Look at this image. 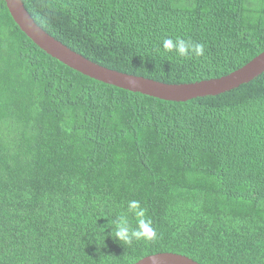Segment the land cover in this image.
<instances>
[{
  "label": "trees",
  "instance_id": "trees-1",
  "mask_svg": "<svg viewBox=\"0 0 264 264\" xmlns=\"http://www.w3.org/2000/svg\"><path fill=\"white\" fill-rule=\"evenodd\" d=\"M85 59L167 85L225 77L264 53V0H21ZM203 45L185 58L163 41ZM139 201L155 237L114 239ZM264 264V72L170 102L48 56L0 0V264Z\"/></svg>",
  "mask_w": 264,
  "mask_h": 264
},
{
  "label": "water",
  "instance_id": "water-1",
  "mask_svg": "<svg viewBox=\"0 0 264 264\" xmlns=\"http://www.w3.org/2000/svg\"><path fill=\"white\" fill-rule=\"evenodd\" d=\"M7 10L19 29L48 56L70 69L104 84L132 93L170 102L216 96L246 84L264 72V53L239 70L219 79L192 84L167 85L142 77L108 70L71 51L41 30L28 15L21 0H4ZM135 264H198L173 253L147 256Z\"/></svg>",
  "mask_w": 264,
  "mask_h": 264
},
{
  "label": "clouds",
  "instance_id": "clouds-1",
  "mask_svg": "<svg viewBox=\"0 0 264 264\" xmlns=\"http://www.w3.org/2000/svg\"><path fill=\"white\" fill-rule=\"evenodd\" d=\"M163 49L165 51H174L181 57H189L192 54L196 56L203 55L202 44H192L190 41H186L182 38L168 39L163 41ZM127 212L133 214L139 218V222L136 228L130 229L127 223L126 216H122L118 222V227L115 230L114 239L131 244V242L139 239H151L155 237V231L151 227V221L143 219L145 212L140 208L139 201H130L127 207Z\"/></svg>",
  "mask_w": 264,
  "mask_h": 264
}]
</instances>
